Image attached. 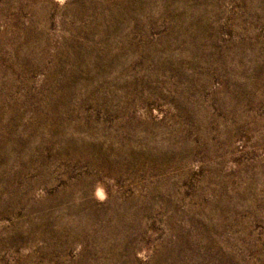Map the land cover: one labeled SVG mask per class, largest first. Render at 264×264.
Returning a JSON list of instances; mask_svg holds the SVG:
<instances>
[{"label":"rangeland","instance_id":"374dc122","mask_svg":"<svg viewBox=\"0 0 264 264\" xmlns=\"http://www.w3.org/2000/svg\"><path fill=\"white\" fill-rule=\"evenodd\" d=\"M0 264H264V0H0Z\"/></svg>","mask_w":264,"mask_h":264}]
</instances>
